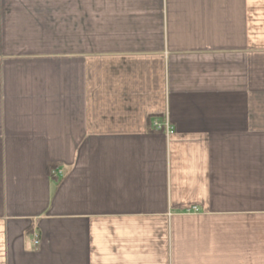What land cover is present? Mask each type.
<instances>
[{
    "label": "crops",
    "instance_id": "crops-1",
    "mask_svg": "<svg viewBox=\"0 0 264 264\" xmlns=\"http://www.w3.org/2000/svg\"><path fill=\"white\" fill-rule=\"evenodd\" d=\"M0 264H264V0H0Z\"/></svg>",
    "mask_w": 264,
    "mask_h": 264
},
{
    "label": "built area",
    "instance_id": "built-area-1",
    "mask_svg": "<svg viewBox=\"0 0 264 264\" xmlns=\"http://www.w3.org/2000/svg\"><path fill=\"white\" fill-rule=\"evenodd\" d=\"M153 126L156 130H162L165 131L167 134H173L174 133V128L170 124L169 120L162 122V121H155L153 123ZM35 244L38 243V240L34 241Z\"/></svg>",
    "mask_w": 264,
    "mask_h": 264
},
{
    "label": "trees",
    "instance_id": "trees-1",
    "mask_svg": "<svg viewBox=\"0 0 264 264\" xmlns=\"http://www.w3.org/2000/svg\"><path fill=\"white\" fill-rule=\"evenodd\" d=\"M153 125V124H152Z\"/></svg>",
    "mask_w": 264,
    "mask_h": 264
}]
</instances>
